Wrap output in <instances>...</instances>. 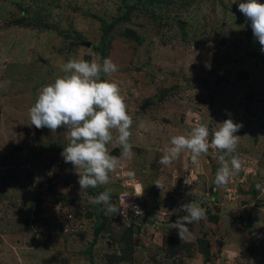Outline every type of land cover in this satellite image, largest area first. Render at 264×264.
Listing matches in <instances>:
<instances>
[{
  "label": "rangeland",
  "instance_id": "obj_1",
  "mask_svg": "<svg viewBox=\"0 0 264 264\" xmlns=\"http://www.w3.org/2000/svg\"><path fill=\"white\" fill-rule=\"evenodd\" d=\"M241 2L0 0V264H264V53ZM71 58H111L118 71L102 79L118 83L133 118L135 156L95 189H80L60 155L67 129L29 118ZM227 119L242 125L233 155L243 166L226 186L214 183V149L197 164L187 151L159 163L174 135L203 124L210 141ZM106 147L121 156L115 140ZM133 188L138 216L90 203L109 190L116 205ZM190 202L206 219L181 240L170 223Z\"/></svg>",
  "mask_w": 264,
  "mask_h": 264
},
{
  "label": "clouds",
  "instance_id": "obj_2",
  "mask_svg": "<svg viewBox=\"0 0 264 264\" xmlns=\"http://www.w3.org/2000/svg\"><path fill=\"white\" fill-rule=\"evenodd\" d=\"M238 11L250 21L252 34L264 53V3L246 0L239 3ZM61 71L64 75L42 87L34 105L30 107L31 125L52 132L60 127L66 128L70 142L60 155L65 163L74 167L80 189H95L109 182V174L116 170L121 157L131 160L135 156L133 145L129 142L133 118L126 110L118 83L102 79V76H111L118 71L111 58L103 59L102 63L98 59L88 61L71 58L62 64ZM241 127L232 119L224 120L212 132L210 141L209 128L203 124L193 127L187 135H174L170 140L171 146L164 150L159 163L171 166L182 152L187 151L191 154V162L197 164L202 154H208L210 148L214 149L220 153L217 156L220 167L216 171L214 183L218 187L226 186L243 166L239 156L233 155L241 138L235 133ZM113 132L116 133L115 137ZM114 140L122 147L121 156L110 154L106 147ZM124 175L135 183L134 171H127ZM184 183L190 185V179H185ZM156 186L161 187L159 183ZM256 188L264 191L259 183ZM122 200L124 206L117 207L110 201V191L105 190L91 197L90 203L103 205L105 215L127 217L129 208L141 213L138 206L126 204L124 197ZM201 203L181 204L179 211L185 214L170 223V228L177 230L181 240L191 235L187 225L206 219V210Z\"/></svg>",
  "mask_w": 264,
  "mask_h": 264
},
{
  "label": "built area",
  "instance_id": "obj_3",
  "mask_svg": "<svg viewBox=\"0 0 264 264\" xmlns=\"http://www.w3.org/2000/svg\"><path fill=\"white\" fill-rule=\"evenodd\" d=\"M136 194V192H135V189L133 188V192H132V194L131 195H129V194H127V193H124V192H122V193H119L118 195H117V203H116V206L117 207H123L124 205H123V200H122V197H124L125 198V203L126 204H129V205H135V206H138V208H139V210H140V207H139V205H138V202H136L135 200H134V198H135V195ZM140 212H141V210H140ZM140 213H135V212H133L132 211V209L131 208H129L128 210H127V217H124V216H122V215H119L121 218H123V219H128V218H130V217H135V216H138Z\"/></svg>",
  "mask_w": 264,
  "mask_h": 264
},
{
  "label": "trees",
  "instance_id": "obj_4",
  "mask_svg": "<svg viewBox=\"0 0 264 264\" xmlns=\"http://www.w3.org/2000/svg\"><path fill=\"white\" fill-rule=\"evenodd\" d=\"M126 38H129L130 36L128 34L125 35Z\"/></svg>",
  "mask_w": 264,
  "mask_h": 264
}]
</instances>
